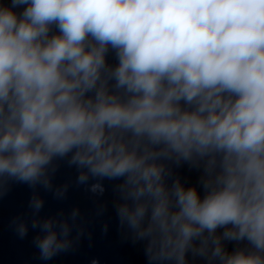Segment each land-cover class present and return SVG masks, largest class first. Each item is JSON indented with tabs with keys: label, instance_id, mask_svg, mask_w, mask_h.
I'll use <instances>...</instances> for the list:
<instances>
[{
	"label": "clouds",
	"instance_id": "obj_1",
	"mask_svg": "<svg viewBox=\"0 0 264 264\" xmlns=\"http://www.w3.org/2000/svg\"><path fill=\"white\" fill-rule=\"evenodd\" d=\"M62 161L95 196L116 182L119 228L149 264H264V0H0V200L32 189L45 261L85 234L78 207L40 215L38 188L67 196Z\"/></svg>",
	"mask_w": 264,
	"mask_h": 264
}]
</instances>
